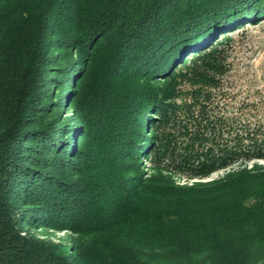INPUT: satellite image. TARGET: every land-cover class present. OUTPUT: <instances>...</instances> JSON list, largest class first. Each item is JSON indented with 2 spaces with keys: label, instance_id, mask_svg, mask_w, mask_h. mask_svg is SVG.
<instances>
[{
  "label": "trees",
  "instance_id": "1",
  "mask_svg": "<svg viewBox=\"0 0 264 264\" xmlns=\"http://www.w3.org/2000/svg\"><path fill=\"white\" fill-rule=\"evenodd\" d=\"M262 16L264 0H0V264H264V169L199 182L264 159V124L225 103L233 38L216 39ZM57 49L83 66L62 72L81 73L78 150L45 120ZM29 228L69 231L70 254Z\"/></svg>",
  "mask_w": 264,
  "mask_h": 264
},
{
  "label": "rangeland",
  "instance_id": "2",
  "mask_svg": "<svg viewBox=\"0 0 264 264\" xmlns=\"http://www.w3.org/2000/svg\"><path fill=\"white\" fill-rule=\"evenodd\" d=\"M228 37H232L233 41L226 48L228 65L226 67L229 71L221 78V84L230 97V99H226L225 103L226 105L233 106L234 111L237 108L238 110L242 108L241 111H246L245 114H247V117L249 116L248 118L252 123L261 122L264 124V16L256 18L251 24H243L239 29L229 32L228 35H218L216 37L217 44L223 43ZM52 53L54 54L55 61V67L53 68L56 69L49 68L47 70L49 73L46 76H50L47 80V92L49 96L58 99L51 98L53 104H57V106L52 108L51 111H47L45 120L48 121L57 114L58 124H60L59 128L62 130L56 139H64L66 144L70 145V148L78 150L77 131L82 127L83 123L77 120L73 96L77 92L78 78L81 75V73H77L78 67L80 66L81 70L83 66L78 65L79 58L76 57L77 53L74 50L57 49ZM195 57L196 55L191 53L185 54L181 59L182 64L175 66L173 70L182 69ZM57 59L58 61L56 62ZM68 63L70 65L73 64V66L78 65V67L66 77L62 72L64 66ZM66 78L67 81H65ZM189 87L187 83H183L181 90L187 91ZM177 101H180V99H177ZM148 127L147 125L145 131L147 136H149V132H147ZM131 151H133V148H131ZM139 159L143 177L147 178V176L154 175L155 172L147 170L149 163L145 166L146 160L141 154L139 155ZM66 160L76 163L72 158ZM253 169H257L258 171L264 169V159L252 160L217 171L210 175L209 178L202 179L199 182L217 181L228 173ZM163 174L165 173L163 172ZM170 179L176 185H190V183L184 181L183 177L175 176L173 179ZM19 207H25L23 202H20ZM29 231L40 238H46L51 242L60 244L64 251L70 254L71 245L69 242H72L73 235L69 231L58 232V230L51 228H29Z\"/></svg>",
  "mask_w": 264,
  "mask_h": 264
}]
</instances>
